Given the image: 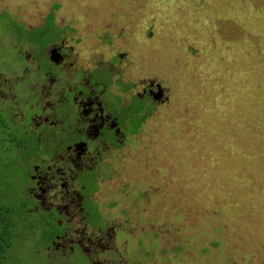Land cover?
I'll return each instance as SVG.
<instances>
[{
	"label": "rangeland",
	"instance_id": "1",
	"mask_svg": "<svg viewBox=\"0 0 264 264\" xmlns=\"http://www.w3.org/2000/svg\"><path fill=\"white\" fill-rule=\"evenodd\" d=\"M53 3L80 61L125 55L122 78L165 95L96 192L119 246L138 264H264V0H0V72L4 13L34 26Z\"/></svg>",
	"mask_w": 264,
	"mask_h": 264
},
{
	"label": "flooded vegetation",
	"instance_id": "2",
	"mask_svg": "<svg viewBox=\"0 0 264 264\" xmlns=\"http://www.w3.org/2000/svg\"><path fill=\"white\" fill-rule=\"evenodd\" d=\"M59 6L52 4L51 22L47 14L34 26L4 13L15 64L0 72V116L19 140L2 155L11 165L1 174L7 200L15 198L7 209L13 249L24 247L9 251L2 264H128L131 258L138 264L127 240L120 247L116 238L126 226L108 225L96 192L105 169L121 167L122 152L165 95L152 81L124 80L125 55L80 61L73 27L56 23L52 9ZM135 246L141 250L139 241Z\"/></svg>",
	"mask_w": 264,
	"mask_h": 264
},
{
	"label": "trees",
	"instance_id": "3",
	"mask_svg": "<svg viewBox=\"0 0 264 264\" xmlns=\"http://www.w3.org/2000/svg\"><path fill=\"white\" fill-rule=\"evenodd\" d=\"M5 134L6 136L10 135L9 140L8 138L2 139V136ZM12 143L13 145L10 146ZM7 144L9 145V147L7 146ZM16 144H18V142L16 141L15 132L12 131V128L8 126L7 119L0 116V264H2L5 255L9 254V251H13V254H19L18 251H20L24 247L23 245L18 243L17 247L13 249V245L16 241L14 236L15 228H11V222H9V217L12 216V210L7 211V209L10 208V206L7 204L6 194V184L8 183V180L5 176L2 177L1 174L3 169L11 165V162H6L2 155L5 153L7 154V152H11ZM3 189L5 190L3 191Z\"/></svg>",
	"mask_w": 264,
	"mask_h": 264
}]
</instances>
